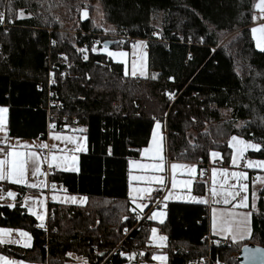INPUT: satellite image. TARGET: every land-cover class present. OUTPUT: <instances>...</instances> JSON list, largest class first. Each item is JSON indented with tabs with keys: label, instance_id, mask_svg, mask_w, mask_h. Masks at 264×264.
<instances>
[{
	"label": "trees",
	"instance_id": "obj_1",
	"mask_svg": "<svg viewBox=\"0 0 264 264\" xmlns=\"http://www.w3.org/2000/svg\"><path fill=\"white\" fill-rule=\"evenodd\" d=\"M254 5L255 0H0V107L7 109L8 136L45 140L52 114L56 130L66 116L87 144L78 172L50 176L87 202L49 204L45 229L20 204L27 188L0 183V193H16L13 207L0 203V228L32 237L31 248L0 244V253L43 264H69L70 253L102 264L134 225L128 161L139 158L155 122L163 126L169 160L196 163L199 174L212 151L228 164L232 136L260 144L249 156L264 160V51L251 38ZM96 7L106 31L94 24ZM65 22H72L71 29ZM98 35L147 39V69L156 78L125 75L120 63L99 52L101 42L93 52L90 42ZM111 48L131 51L128 45ZM49 71L58 108H48ZM193 193L205 195L206 184L195 183ZM165 212L156 227L167 238V264H242L237 257L243 247L264 248V185L251 215L253 238L241 243L208 246L207 239H215L206 205L168 202ZM119 251H141L149 262L148 232L135 229ZM135 261L116 251L104 264Z\"/></svg>",
	"mask_w": 264,
	"mask_h": 264
},
{
	"label": "snow or ice",
	"instance_id": "obj_2",
	"mask_svg": "<svg viewBox=\"0 0 264 264\" xmlns=\"http://www.w3.org/2000/svg\"><path fill=\"white\" fill-rule=\"evenodd\" d=\"M255 8H257L260 12V16L256 17L253 16V21H256L257 19L264 20V0H259V3L254 5ZM25 15L23 11L19 13V16L22 18ZM84 17H87V12L84 13ZM5 21V14L3 12H0V24L4 23ZM251 32L253 34V39L256 41V47L260 49L261 51H264V23L259 24L257 27L251 28ZM93 52L97 51L95 47L91 49ZM82 53H85L87 50L80 49ZM103 52H105L109 57L112 58H123L126 53L124 52H115L110 51L107 46H105L102 49ZM84 59L87 60L88 56L85 54ZM137 72V65L136 62L133 61L132 63V75L135 76ZM141 75H143V69H141ZM54 83L55 81H51ZM171 95V94H170ZM7 112L6 108H0V133H3V137L0 138V144H3L4 147H0V152L5 153V158L0 159V181H8L12 184L16 185H25L30 188H37V187H43V183L40 184L36 183H30L29 182V173L32 177L37 176L38 174H41L40 167H39V157L37 156L36 152L34 151H20L18 150V146L16 145H10L7 143V141L10 139L7 133L6 129V122L5 118L3 116L4 113ZM50 127H55V125H50ZM160 124L157 122L156 129H159ZM79 131H83V129H80ZM51 138L54 140H63L66 143H70L75 145L74 149L72 151H83V146L80 144L79 140L77 138H74L73 136H61L50 133ZM157 136V132L154 129L153 130V139L155 141ZM228 146L233 149V153L231 156V164L233 166H237L241 160V158L244 157V154L247 150L252 149L255 151L261 150V145L258 143H253L250 141H245L243 139L238 138L237 136H232L231 140L229 141ZM25 149L28 148V145H23ZM40 147L42 149L49 148L47 144H41ZM52 148H55V145L51 146ZM63 151V150H61ZM153 154V158L157 160L156 163L151 164H136L135 166L137 168H142L146 170H151L153 173H163L165 171V165L163 162V157L159 154V145L156 146V150L153 152V149L151 146L148 148H145L143 150L144 154L148 153ZM220 153L213 151L211 153L212 157H218ZM66 160L67 157H64ZM73 160H75V156L72 157ZM59 158L56 155L51 156L52 163L49 164V167H60V164L58 163ZM246 168L249 169H261L264 170V160H252V159H246V163L244 165ZM184 165H178V164H171V171H172V178H171V186L172 188H176L178 184L183 186L184 188L188 189L189 192L191 191V187L193 184L192 179L184 180V181H177L175 173L177 168H184ZM187 172L189 176H193L197 169L195 166L187 167ZM204 173L201 170L200 175L202 176ZM220 175L225 177L224 183H227V179L229 176L233 179H235L238 183L237 184H231L228 185V190H224L223 185H221V190L218 191L216 188V176H217V169H212V189H211V195L214 198V203H220L221 201L215 200L217 196L222 197V203L227 205L230 203V200H235L236 197L240 196V199L232 204L231 209H223L220 210L219 213H217V209H212V234L220 236L222 239L225 240H231L233 244L243 241L245 239H251L253 238L252 230L249 227L250 217L252 215L253 211H256V192L253 191L251 193L252 197V203L249 206V195H248V189L249 185L247 183H243L242 181L247 179L248 174L244 171H233L229 173L226 169L220 170ZM131 179H134L136 181H143L148 185L151 184H159V185H165V177L163 175H138L135 177H132ZM256 180H261V182H264V179L261 177H256L253 181V184H255ZM53 189H55V185H52ZM238 189V190H237ZM163 190V189H161ZM153 191L151 187H137L132 188L130 186L129 191V197L132 199L133 203L136 202L137 198H142L144 194H150ZM133 193L136 195L134 196ZM241 193H244L243 196H241ZM172 193L169 192L167 196L164 197L165 200L171 198ZM7 196L10 198H15L16 193L13 191H8ZM2 198V197H0ZM188 199H191L193 201H196L198 203H206L205 200L197 198L195 196L189 195L187 197ZM52 199L55 201L57 197L54 195ZM65 199H69L68 197H65ZM73 203L76 202V197L70 198ZM86 200V198H81V202ZM40 204H43V201H40ZM8 207H13L12 204H9ZM147 207L146 204L143 203H136V208L143 211V209ZM251 208L250 211L247 212H237L235 209H247ZM31 211V209H29ZM135 211V209H133ZM33 215L36 216L37 220L43 221L45 219L44 215L32 212ZM157 216V213L153 212L151 216L148 217V219H155ZM139 218V213H137V217ZM124 219H127V217H124ZM162 222V221H161ZM40 227H43V224L39 225ZM12 232L11 229H0V244L5 243V236L10 235ZM18 234L22 238H27L23 240V246L28 247L29 241L31 237L26 231L18 230ZM152 236L153 239L156 238V229H152ZM166 238L161 236L159 237V240L161 242V245H163V242ZM8 243H20L18 240H8ZM214 243H219V241H213ZM245 253L247 254V258L250 260L251 264H264V250L260 248H244ZM68 255H71L70 253ZM102 255V254H101ZM121 255H124L121 253ZM129 259H132L131 256L128 257ZM154 260L161 261L163 264V261L166 260V257L163 255L156 256L154 255L152 257ZM0 262L2 264H23V262H14L7 257L0 256ZM87 264V262H85ZM217 264H219V261H217Z\"/></svg>",
	"mask_w": 264,
	"mask_h": 264
},
{
	"label": "crops",
	"instance_id": "obj_3",
	"mask_svg": "<svg viewBox=\"0 0 264 264\" xmlns=\"http://www.w3.org/2000/svg\"><path fill=\"white\" fill-rule=\"evenodd\" d=\"M258 3H259V0H255V5ZM255 9H256V14L254 16L259 17L261 14L257 8H255ZM259 24H262V23H260V19H257L256 21H253V24L250 27L251 38L253 40L254 47L257 51H261V50L256 47V41L253 39V34L251 32V28L257 27ZM103 48L104 47H101L99 49V52L106 55L107 57H109L105 52L102 51ZM108 49L110 51L126 53V55L123 58L109 57L113 62L120 63L123 66V72L126 75V73L124 71L123 59L124 58L128 59L130 57V54L133 51V49H131L130 52L121 51V50L118 51V50H115L112 48H108ZM134 55H139V54L134 52ZM0 108H3V107H0ZM3 116L5 118V122H6L5 126L7 129V112L4 113ZM156 124H157V122H155L153 125L148 144L146 146H144L143 148H141V150L139 152V158L131 159L128 161V187H127L128 191H127V195H128L130 204L132 206V210L135 209L134 212L136 214V217H137V213H139V215H141L144 212H149V216H151L153 212L157 213V216L155 219H151V220L149 219L150 223L152 224V229L153 228L156 229V238L153 239L152 229H151L148 232V246L151 249L152 253H151L149 262H146V264H162L161 261L152 259V257L154 255L165 256L166 260L163 261V264H167V255L164 253V248L166 247V244H167V238L165 235L160 233V231L158 230L156 225L164 222V220L166 218L165 205L168 202L195 203V204H202V205L208 206L211 236L219 242L229 241V243H232L230 239L225 240V239H222L218 235L214 236L212 234V229H211L212 214H213L212 209L216 208L217 213H219V211L223 210V209H231L232 204L236 203L239 200V196L236 197L235 200H230V203L225 205L222 203V200H219V201H221L220 203H214V201L212 200V198L210 196L211 195L210 191L207 192L205 195L194 194L193 193V185L200 181V179H199L200 174H199L198 165L196 163H182V162L170 161L168 156H167L166 139H165L163 126L161 125V123H159L160 127H159V129H156ZM154 129L157 132V136H156L155 141L153 139V130ZM50 133L56 134V135H61V136H73L74 138H77L79 140L80 144L83 146V151H78V152L72 151V149H74L75 145L70 144V143H66L63 140H54L51 138ZM50 133L48 134V136L45 140L10 138L7 141V143L10 145L18 146V150H20V151H34V152H36L37 156L40 158L39 159V167L43 164L49 165L50 163H52L51 156L56 155L59 158L58 163L60 164V167H55L57 169V172H69V173L78 172V170H79V155L81 153L85 152L87 149L85 135L83 133H80V132H67V131H52ZM2 137H3V133H0V138H2ZM42 143L47 144L49 146V148L42 149L40 147V145ZM23 145H28V148L25 149L24 147H22ZM52 145H55L56 147L52 148L51 147ZM157 145H159V154L163 157V162L165 165V171L163 173H153L150 169L146 170V169H142V168H137L135 166L136 164H151V163L158 162L157 160H155L153 158V154L151 152L148 154L143 153V150L145 148H148L149 146L152 147L153 152H154L156 150ZM0 147H4V145L0 144ZM61 150H63V151H61ZM248 151L254 152L255 150L254 151L248 150ZM249 152L247 153L248 155H249ZM73 156H75V160L72 159ZM64 157H67V159L65 160ZM4 158H5V153L0 152V159H4ZM245 158L246 157H244V159ZM244 159H243V161L241 160L242 166H244V163L246 162V160H244ZM173 163L185 166L184 168H177L175 176H176V179L178 182L188 180V179L193 180V184H192L190 192L188 189L184 188L180 184H178L176 188H172V186H171V178H172L171 164H173ZM190 166H195L197 169V172L193 176H189L188 172H187V167H190ZM225 166H227V168H224V167H218V168L226 169L229 173L233 172L232 170H230V168H228V164ZM258 172H259V170H257V169L249 170L248 171V178H249L248 180H250V177H254L256 174H258ZM207 174H208V179H207V182H205V184L207 187H211L210 189H212V186H213L212 185V170L209 171V169H208ZM138 175H163L165 177V185H159V184L148 185L143 181H136L134 179H131L132 177H135ZM216 181H217L216 182L217 190H221V185H223L224 190H228V185L234 184L235 179H233L229 176V178L227 179L228 184L225 185V183H224L225 177L220 175V172H219V173H217ZM29 182L30 183H36V184H40L42 182L43 187L30 188V187H27L25 185L12 184L8 181H0V183H8V184H12V185H16V186H23V187L27 188V192L23 196V198L21 199L20 204L26 209L27 213L32 215L35 219H36V216L33 215L32 212H37V213L44 215L45 219L43 221L36 219L38 222V227L40 229H45V227H46L47 211H48V205L49 204L84 206L87 202V199L84 200L83 202H81V198H86L84 196L70 195V194L66 193L63 189H56V188L53 189L52 185L54 184V182L51 180L47 181L46 177L42 173L38 174L35 177H32L31 174L29 173ZM248 184H249V189H250V193H251L250 181L248 182ZM130 186L132 188L151 187L153 189V191L150 194H144V196L142 198H137L136 202L133 203L132 199L129 197ZM161 189H163V190H161ZM169 192L172 193L171 198L165 200L164 197L167 196L169 194ZM208 193H209V195H208ZM156 194H160V199H159L160 207L155 209V210H151V206L154 202V195H156ZM54 195L57 197V199L55 201L52 199V197ZM133 195L135 196L136 194L133 193ZM189 195L203 199L206 201V203H198L196 201L188 199L187 197ZM0 197H2V198H0V203H2V204H5L4 199L9 200V203H6V204L15 203V199L8 197L7 193H0ZM65 197H68L69 199H65ZM71 197L77 198L75 203L72 202V200L70 199ZM40 201H43V204H40ZM136 203L146 204L147 207H145L143 209V211H141L140 209L136 208ZM251 203H252L251 198L249 196V206L251 205ZM29 209H31V211H29ZM250 210H251L250 207L247 209H235V211L241 212V213L247 212ZM40 224H43L44 226L40 227L39 226ZM249 227L251 228V217H250ZM0 229H10V228H0ZM11 230H12L11 234L4 237L5 243H3V244L14 245V246L22 247L25 249L31 248L32 237L29 233L28 234L31 237V239L29 241V246L24 247L23 246V240H25L27 238H22L19 236L18 230H20V229H11ZM161 236L166 238L163 242V245H161V242L159 240V237H161ZM8 240H18V241H20V243H15V244L8 243L7 242ZM245 240H247V239H245ZM245 240H243V241H245ZM243 241H239L237 243H241ZM0 256L7 257L1 253H0ZM7 258L14 261V262H23V264H43V263L27 262V261H23L20 259H13L10 257H7ZM70 258H71V262L69 264H85V262H86L85 259L80 258V257H76L75 255H70ZM0 264H2V262H0ZM127 264H137V263L128 262Z\"/></svg>",
	"mask_w": 264,
	"mask_h": 264
},
{
	"label": "built area",
	"instance_id": "obj_4",
	"mask_svg": "<svg viewBox=\"0 0 264 264\" xmlns=\"http://www.w3.org/2000/svg\"><path fill=\"white\" fill-rule=\"evenodd\" d=\"M260 23H264V20H260ZM1 27H4V24H0ZM154 37H158L159 36V30H156L153 33ZM106 40H114L115 41V45H119L120 47H123L125 45H128L131 49H133L134 47H136L138 45V43H144L146 45L144 51L147 53V43L148 40L147 39H139V38H133V37H124V36H112V35H98L96 40H93L90 42V47L93 48H97L98 44L101 42V47H103V42ZM86 47V45H85ZM100 47V48H101ZM82 49H86V48H82ZM46 90H47V95H48V108H58L60 106L58 100L56 99L57 97V91L54 89V85L56 83V79L53 76V74L49 71L46 77ZM51 81H55L54 83H52ZM48 120L50 125H55V127H50L47 130L48 134L52 131H67V132H72L74 129L68 126L67 123V118L66 116H63L60 119V128L56 130V123H58V121H56V117L52 114H48ZM75 120L73 119L72 122H74ZM73 129V130H72ZM48 136V135H47ZM246 160V158L244 159ZM207 170H208V166L203 169V175L199 176V179L201 182L205 183L207 182L208 179V174H207ZM40 171L41 173L46 177L47 181L50 180V176L53 175L54 173L57 172V169L55 167L50 168L49 165L47 164H43L40 166ZM55 188L56 189H63V186L60 182H54ZM160 194H156L154 195V202L151 206V210H155L157 208L160 207ZM4 203H9L8 199H4ZM149 217V212H144L141 215H139V218H134V225L131 229H125L123 231V239L121 240V242L118 244V246L113 249L111 251V253L108 254L107 258L105 259L108 260L110 258V256H114L116 251L119 253V257L120 258H126L129 259V256H134L136 258L135 263L137 264H146V262L144 261V259L142 258V252L141 251H137V252H132L131 254H128L126 252L123 251H119L120 247L122 245V243L131 235L132 231H134L135 229H138L139 227H142L145 231L149 232L152 229V225L148 219ZM215 240L208 238L207 239V243L208 246H212L215 243L213 242ZM136 242L132 243V245L135 246ZM224 244H230L229 241H224ZM92 250L96 251V248L92 246L91 248ZM121 253H123L124 255H121ZM104 261V262H105ZM104 262L102 264H104ZM204 262L208 263L209 260L205 259ZM217 264V263H215Z\"/></svg>",
	"mask_w": 264,
	"mask_h": 264
},
{
	"label": "rangeland",
	"instance_id": "obj_5",
	"mask_svg": "<svg viewBox=\"0 0 264 264\" xmlns=\"http://www.w3.org/2000/svg\"><path fill=\"white\" fill-rule=\"evenodd\" d=\"M95 11L96 12L93 13L94 24L97 25L98 27H102L103 30L106 31L105 26L102 25L103 22H102V16H101L100 10L96 7ZM18 16H19V14H18ZM83 17H84V14L82 15L81 19ZM64 25H65L66 29L69 30V29H71L73 24H72V22H65ZM145 47H146V45L144 43H142V42L138 43V45L133 48V51L131 52L130 57L128 59H126V58L123 59L124 71H125L126 75H129L130 77L156 78V74L153 73V72H149L148 69H147V61H146L147 58H146V52L144 51ZM134 52L138 53L139 55H134ZM133 61H135L136 65H137V72H136L135 76L132 75V63H133ZM141 69H143V75H141ZM237 125H239V126L243 125V122L242 121H238ZM80 133H82V132H80ZM237 137L240 138V139L245 140L242 137H239V136H237ZM230 140H231V137L228 140V144H229ZM245 141H247V140H245ZM229 149H230V157H229V161H228V168H230V170H232V171H244V172H246L248 174V171L251 170V169L246 168L245 166H242L241 160L243 161L244 157H246V159H252L254 161L259 160V159L250 157L247 154L249 152L247 150L245 152V154H244V157L241 158L239 164L237 166H233L231 164V156H232V153H233V149L230 148V147H229ZM249 150H252V149H249ZM252 151H254V150H252ZM212 152H210V154H209V162H208L209 166H208V169H209V171H211L213 168H215V169H217V173H219L222 168H218V167L227 168V166L222 165L223 161H222L221 154L218 157L214 158V157L211 156ZM216 152H218V151H216ZM218 153H220V152H218ZM245 163H244V165H245ZM257 170H259L258 174H256L254 177H250V180H248L249 178L247 176V179L242 181L243 183H247V184L250 181V183H251V193L253 191H255L256 192V196H257L258 190L264 185V182H261V180H256L255 184H253L254 179L256 177H258V176L261 177L262 179H264V171L261 170V169H257ZM237 183L238 182L235 180L234 184H237ZM227 184H228V181H227V183L225 185H227ZM210 188L211 187H207V190H208L207 192H209V191L211 192ZM218 191H220V190H218ZM251 193H250V189H248V195L250 196L251 202H252ZM208 195H209V193H208ZM243 195H244V193H241V196H243ZM210 196H211L212 200L214 201V198L212 197V195H210ZM239 199H240V196H239ZM215 200H222V197L217 196L215 198Z\"/></svg>",
	"mask_w": 264,
	"mask_h": 264
},
{
	"label": "water",
	"instance_id": "obj_6",
	"mask_svg": "<svg viewBox=\"0 0 264 264\" xmlns=\"http://www.w3.org/2000/svg\"><path fill=\"white\" fill-rule=\"evenodd\" d=\"M102 45H103V47L107 46L108 48H111L112 46L115 45V41L114 40H106V41L103 42ZM245 247H247V248H260V249L264 250L263 247L255 246L253 244L247 245ZM245 247H243L240 250V252L238 253L237 260L239 262H241L242 264H251L250 260L247 258V254L244 251ZM257 264H258V262H257Z\"/></svg>",
	"mask_w": 264,
	"mask_h": 264
}]
</instances>
